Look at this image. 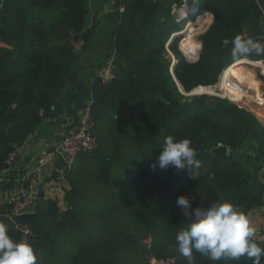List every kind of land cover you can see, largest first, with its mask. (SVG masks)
I'll return each mask as SVG.
<instances>
[{
    "label": "trees",
    "instance_id": "1",
    "mask_svg": "<svg viewBox=\"0 0 264 264\" xmlns=\"http://www.w3.org/2000/svg\"><path fill=\"white\" fill-rule=\"evenodd\" d=\"M171 1L122 0L125 8L109 43V49L115 50L113 77L102 82L94 76L89 85L78 78L70 44L72 34L87 40L85 0L2 1L0 174L11 143L25 142L45 120L75 117L86 101H93L97 146L79 153L81 163L76 157L67 173L66 210L49 200H36L38 230L31 241L36 264H152L151 259L186 264L175 244L177 231L187 223L176 204L180 195L195 197L193 207L200 201L205 205L227 201L246 217L251 209L264 205V182L251 177L249 166L230 154L252 141L264 156V123L250 107L263 124L233 101L179 91L162 57L175 31ZM254 2L198 0L201 12H212L214 22L210 27L206 22L200 36L184 43L186 49H193V56L181 53L182 61L177 53L174 74L184 91L215 88L217 84H211L220 71L236 59L264 57V51L255 50L232 56L237 36L261 43L264 27ZM179 39L174 41L177 48ZM240 67L254 86L252 101L264 102L251 66L246 70L241 63ZM169 135L191 140L202 162L196 177L186 169L150 166ZM218 144L229 148L224 159L209 154ZM13 186L9 177L0 182V223L14 241H21L15 224L1 215L11 205L6 191ZM145 238L151 240L149 248L143 245ZM253 241L264 249V241ZM193 255L195 264H253L247 256L213 262L198 252Z\"/></svg>",
    "mask_w": 264,
    "mask_h": 264
},
{
    "label": "clouds",
    "instance_id": "2",
    "mask_svg": "<svg viewBox=\"0 0 264 264\" xmlns=\"http://www.w3.org/2000/svg\"><path fill=\"white\" fill-rule=\"evenodd\" d=\"M233 58L246 56L253 50L264 51L261 45L252 39L237 36L233 40ZM161 152L150 165L153 170L159 167L165 170L186 169L196 177L201 167L197 151L188 138L165 137ZM180 195L176 204L182 209L186 225L177 231L175 244L179 253L185 257L186 264H195L193 252H198L213 262L221 260H239L247 256L253 264H260L264 249L254 241L255 229L248 218L237 207L227 201L205 205L200 201L193 207V200ZM0 264H36L33 247L27 241H14L3 223H0Z\"/></svg>",
    "mask_w": 264,
    "mask_h": 264
},
{
    "label": "built area",
    "instance_id": "3",
    "mask_svg": "<svg viewBox=\"0 0 264 264\" xmlns=\"http://www.w3.org/2000/svg\"><path fill=\"white\" fill-rule=\"evenodd\" d=\"M115 9L118 13L117 21L120 19V14L124 11V4L122 0H114ZM2 8V2H0V10ZM169 9L171 15L175 20H182L181 27L183 29L188 24L189 20L193 22L200 14H205L206 11L201 12L198 5V0H173L169 4ZM262 10V9H261ZM193 13H196L193 15ZM264 18V10H262ZM210 16L208 18V27L213 19V13L209 12ZM194 16V17H193ZM193 17V18H191ZM185 18H187L185 20ZM187 22V23H185ZM1 24V18H0ZM202 32V30H201ZM72 34L70 37V44L72 51L75 55H80L83 46L85 44L82 37H74ZM201 35V34H200ZM260 39H264V33L260 36ZM172 33L168 39L171 40ZM167 42V44H168ZM1 44V41H0ZM115 55V50L110 49L108 56L104 64L98 69L96 76L101 79L102 82L109 80L113 77V59ZM258 69L262 78L264 79V59H259ZM213 95L224 98L223 96L212 93ZM91 103L92 99L86 101L83 106L77 111L75 117L66 115L64 118V131L60 138H58L51 148L47 149L45 152H41L37 156L31 158L28 162H25L27 156L28 142L31 135L23 143H11L10 150L5 159L6 168L0 174V182L5 178L13 181V189L8 190L10 207L6 212L1 215L13 222V217L19 214L33 212L36 199L33 194H37L36 189H32V185L35 180L43 174V171L50 165L54 166L56 163L59 164V169L56 171L59 177L55 179V186L60 188L61 183H67V173L70 170L76 156L79 153H89L92 152L97 146V139L93 134L94 121L91 115ZM50 122L45 120L44 123ZM261 172L264 174V166L261 167ZM68 185V184H67ZM33 193V194H32ZM14 223V222H13ZM15 224V223H14ZM16 228L21 233V241H27L31 245L32 235L27 227L18 226L15 224ZM143 245L145 248H149L151 245L150 238H145L143 240ZM152 264H173L172 260H156L151 259Z\"/></svg>",
    "mask_w": 264,
    "mask_h": 264
},
{
    "label": "crops",
    "instance_id": "4",
    "mask_svg": "<svg viewBox=\"0 0 264 264\" xmlns=\"http://www.w3.org/2000/svg\"><path fill=\"white\" fill-rule=\"evenodd\" d=\"M2 1L4 0H0V2ZM259 1L264 3V0ZM85 2L87 11L85 29L88 30V37L80 55L76 56L75 64L78 69V78L86 85H89L108 56L110 50L109 43L113 36L118 14L116 13L114 0H85ZM258 5L264 10L260 3ZM261 23L263 25V22ZM260 42V45H262L264 39H261ZM54 119L48 123L43 122L38 126V131L33 134V137L28 142L27 156L24 159L25 162H28L31 158L51 148L54 142L61 137L64 131V118L61 116ZM78 156L76 157L78 158ZM244 159L245 157H242L240 161L242 162ZM55 166H59V164L56 163L54 166L50 165L47 167V176L56 173L57 168ZM257 168H260L258 164ZM43 175L46 176L45 170ZM45 187L49 189L47 190ZM45 187L39 190L36 185V180L32 185V189H36L40 194L38 199L49 200L50 202L56 203L60 210L65 209V194L69 190V185L60 189L55 186V181L51 183L46 181ZM247 218L250 225L255 229L253 239L264 241V205L251 209L247 214Z\"/></svg>",
    "mask_w": 264,
    "mask_h": 264
},
{
    "label": "rangeland",
    "instance_id": "5",
    "mask_svg": "<svg viewBox=\"0 0 264 264\" xmlns=\"http://www.w3.org/2000/svg\"><path fill=\"white\" fill-rule=\"evenodd\" d=\"M255 2L254 3H256V5H257V7H258V11H259V18H260V22H263V25H264V18H263V13H262V10H261V8L259 7V5H258V3H259V0H254ZM170 10V9H169ZM118 14V13H117ZM209 16H210V14H208V15H206L204 18H202V21H201V23L200 24H197V25H195V21L193 22L192 20H191V22H192V24H194L195 26L194 27H185V31L183 32L182 31V29H181V25L182 24H179V23H181V22H183L182 20H177L176 22H173L172 23V30H175V31H173V33H178L177 35H173L172 36V38H171V40L169 41V43H168V45H167V42H166V44H165V48H164V52H163V54H162V57H163V59L165 60V62L166 63H169V70H170V73H171V75L173 76V78H174V81L176 82V84H177V87H178V89H179V91L181 92V93H183L184 95H187V94H189L190 93V91L189 92H186V91H184V89L182 88V86H181V84H180V82L178 81V79L176 78V76H175V74H174V65H175V63L178 61L177 59H178V57H177V53H178V56H180V58H181V60L183 61L184 59H183V57H182V54L181 53H183V55L185 56V57H187V58H189V57H191V56H193V53H194V51H193V49H186L185 47H184V43H186V42H188L191 38H193V37H198V36H200V34H202V32H203V27H204V25H205V23L208 21V18H209ZM194 17V16H193ZM193 17H191V18H193ZM195 20H197V18L195 19ZM179 22V23H178ZM213 22H214V15H213V19L211 20V23H210V25H209V27L213 24ZM177 29H179V30H177ZM201 30H202V32H201ZM244 35L245 36H248V33L245 31V33H244ZM175 38H180L179 39V42H178V48L176 47V45H175ZM85 45V44H84ZM171 45H173L174 46V48H175V50H176V52H175V50L173 49V48H171ZM201 47L202 46H200V51H201ZM179 51H178V50ZM109 52H110V50H109ZM108 52V53H109ZM107 58V57H106ZM248 59V58H247ZM259 59H264V57H262V58H257V59H253V60H259ZM106 60V59H105ZM241 63H243V65H244V67H245V69L247 70V67H249V66H253V65H250V64H248L247 62H241ZM240 63V64H241ZM192 64H195L194 62L192 63ZM240 64H238V65H235V68L237 67V68H240L241 69V72H242V68L240 67ZM250 68V67H249ZM225 69V68H224ZM223 69V70H224ZM251 69V71H252V74H253V77H254V79L255 80H257L258 81V83H259V88H260V95H262V93L264 92V84H263V82H261V81H264V79H261L262 78V75L260 74V71H259V69L258 68H256V69H254V68H250ZM221 72H223V71H220V73L218 74V76H217V81L214 83V84H211V85H215V84H217V86L215 87V88H203V87H198V86H207V85H197L196 87H198V88H196V89H194V92H198V93H202V92H207V93H215V94H217V95H219L218 93V86H219V83H220V79H221ZM251 79V78H250ZM251 81H252V79H251ZM208 86H210V85H208ZM253 86V85H252ZM254 87V86H253ZM192 89V90H193ZM209 89V91H207ZM191 90V91H192ZM253 91H254V89H253ZM252 91V92H253ZM259 92V91H258ZM258 92L255 94V96L253 97V99L254 100H256V97H257V95H258ZM195 95V94H194ZM220 96H222V95H220ZM224 97V96H223ZM225 99H227V100H230V101H233L234 103H236L239 107H243V108H245V109H247V110H249L250 112H252L254 115H255V113L250 109V108H253L254 109V107L253 106H251V105H249V104H242V103H239V102H237V101H234V100H232V99H229L228 97H224ZM250 99H251V93H250ZM251 101H252V99H251ZM93 102V101H92ZM262 103H264V102H262ZM92 104V103H91ZM244 105V106H243ZM247 106V107H246ZM250 107V108H249ZM90 109H91V107H90ZM254 111H255V109H254ZM256 112V111H255ZM256 116V115H255ZM258 116V115H257ZM256 116V117H257ZM260 119H261V117L260 116H258ZM257 117V118H258ZM258 118V119H259ZM260 119H259V121H260ZM261 121H262V119H261ZM260 121V122H261ZM263 122V121H262ZM261 122V123H262ZM264 123V122H263ZM262 123V124H263ZM263 126H264V124H263ZM218 145H222V144H218ZM232 153V155H233V157H235V158H237V159H239V160H242V157H245V159H244V163L245 164H247L248 166H249V169H250V172H251V174H249V175H251V177H253V178H257L259 181H261V182H264V174H263V172H261V167H263L264 166V156L262 155V153H261V155L258 153V151H257V149L256 148H254L253 147V144H252V141H247V142H245L244 144H243V146H241L240 148H237V149H235L234 150V152L232 151V152H230V154ZM81 158H82V154H80L79 156H78V158H77V160H76V163H81ZM257 164L259 165V167L260 168H257ZM57 169H59V167L60 166H55ZM47 169V168H46ZM45 169V174H46V176H44L43 174L41 175V176H39V178H37L36 179V185H37V188L39 189V190H41L43 187H45V182L46 181H48V182H53L55 179H57L58 177H59V174H58V172L56 171V173H54V174H52L51 176H47V170ZM44 172V171H43ZM64 187H67V183H65V184H63V183H61V186H60V189H62V188H64ZM45 189H49L48 187H45ZM42 192V191H41ZM33 194V193H32ZM33 196H34V198L37 200L38 199V197L40 196V194L39 193H37V194H33ZM96 203V201L95 200H93V201H91V204L93 205V207H95L96 205H94ZM62 210H66V207H65V209H62ZM61 246V245H60ZM59 246V247H60Z\"/></svg>",
    "mask_w": 264,
    "mask_h": 264
},
{
    "label": "bare ground",
    "instance_id": "6",
    "mask_svg": "<svg viewBox=\"0 0 264 264\" xmlns=\"http://www.w3.org/2000/svg\"><path fill=\"white\" fill-rule=\"evenodd\" d=\"M190 1V0H185ZM210 11H206L205 14H200L197 17V20L195 21V25L200 24L202 21V18H204L206 15L209 14ZM187 23V22H185ZM194 24H192L191 20L188 21V24L186 27H194ZM184 26L181 27L182 31L184 32L185 28ZM178 33H172L173 35H177ZM241 62H247L251 66V68H258L260 62L259 60H251L247 58H239L236 59L233 63L229 64L223 72H221V81L219 83L218 88V94L222 96H226L229 99H232L234 101H237L242 104H249L254 107L256 114L261 117L262 121L264 122V103H254L250 99V93H252L254 87L252 84L243 76L240 68H235V65L240 64ZM209 91V89L207 90Z\"/></svg>",
    "mask_w": 264,
    "mask_h": 264
},
{
    "label": "water",
    "instance_id": "7",
    "mask_svg": "<svg viewBox=\"0 0 264 264\" xmlns=\"http://www.w3.org/2000/svg\"><path fill=\"white\" fill-rule=\"evenodd\" d=\"M195 14L196 13H193V15H195ZM186 19L187 18H185V20ZM181 23H179V24H181ZM194 94H212V93H207V92L198 93V92H194V90H192L187 95H194ZM158 98L161 101H163L164 103H167V101L165 100V98L161 94L158 95ZM228 151H229V148L226 145H217V146H215L209 150V154L216 157L217 159H224L228 155ZM237 185H238V182L236 183V186ZM13 222L15 224H17L18 226L27 227L28 230L30 231L31 235H32V238L34 239L36 237L37 230H38V224L36 221V213L34 211L14 216Z\"/></svg>",
    "mask_w": 264,
    "mask_h": 264
},
{
    "label": "flooded vegetation",
    "instance_id": "8",
    "mask_svg": "<svg viewBox=\"0 0 264 264\" xmlns=\"http://www.w3.org/2000/svg\"><path fill=\"white\" fill-rule=\"evenodd\" d=\"M253 109V108H252ZM254 110V109H253Z\"/></svg>",
    "mask_w": 264,
    "mask_h": 264
}]
</instances>
